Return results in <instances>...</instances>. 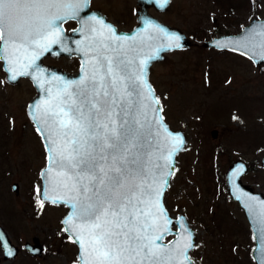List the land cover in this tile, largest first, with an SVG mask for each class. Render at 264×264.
<instances>
[{"label": "rangeland", "instance_id": "1", "mask_svg": "<svg viewBox=\"0 0 264 264\" xmlns=\"http://www.w3.org/2000/svg\"><path fill=\"white\" fill-rule=\"evenodd\" d=\"M91 7L119 29L136 24L135 0H91ZM149 13L195 43L165 53L150 69L165 121L188 138L164 194L165 205L174 217L184 213L196 231L190 252L194 264H255L253 234L240 205L227 194L225 172L242 159L248 165L242 182L264 194V64L255 66L236 53L201 43L263 18L264 0H171L165 11L150 7ZM74 25L69 21L65 26ZM51 57L55 60L46 56L43 62L76 73V57ZM35 94L28 78L8 83L0 60V224L13 242L38 238L50 250L39 262L20 254L11 264H72L77 247L61 223L67 207L40 200L47 154L27 113ZM13 182L18 192L11 189Z\"/></svg>", "mask_w": 264, "mask_h": 264}, {"label": "snow or ice", "instance_id": "2", "mask_svg": "<svg viewBox=\"0 0 264 264\" xmlns=\"http://www.w3.org/2000/svg\"><path fill=\"white\" fill-rule=\"evenodd\" d=\"M158 2L163 7L167 0ZM85 3L0 0V60L12 80L31 69L44 86V70L36 62L63 43L58 21L75 18ZM146 23L149 34L138 40L117 34L95 15L86 20L83 75L51 76L47 83L55 82V89L48 87L47 99L35 106L37 130L49 143L54 191L71 208L64 230L79 243L80 264H194L188 252L196 245L183 222L174 243H159L172 234L162 205L166 181L146 167L145 157L152 161L144 146H155L167 164L184 141L168 132L158 115L162 109L153 107L160 100L147 86L145 71L160 49L145 53L144 48L151 47L146 41L152 33H163L168 48L181 45L178 36ZM255 35L261 40L250 49L259 47L264 60V25ZM254 215L264 232V203L256 202Z\"/></svg>", "mask_w": 264, "mask_h": 264}, {"label": "water", "instance_id": "3", "mask_svg": "<svg viewBox=\"0 0 264 264\" xmlns=\"http://www.w3.org/2000/svg\"><path fill=\"white\" fill-rule=\"evenodd\" d=\"M90 2L91 0H86V3L82 7V10L76 15L75 18L69 17L63 21H58L60 29H61V35L63 37V43L60 45L53 46L52 51L50 53H45L36 62V65L44 70L43 79L45 80V84L43 87H41L40 84L32 78V76L35 75L36 73L31 69L29 70L30 75L18 76L17 79L12 80L11 73L8 71V65L6 61L2 60L4 70L7 73L6 81L8 83L15 84L19 81L21 77H28L31 80L36 90L35 96L29 101L28 106H27L28 116L34 123L36 130L38 129L39 124L37 120L38 113H37V109L35 106L40 104L45 99H47L46 89L48 87L51 86L53 87V89H55V82L49 85L47 83V80L53 75L59 76L62 80H75V79L80 78L83 75L82 65L84 63L85 57L81 50V42L84 40V23L86 20H90L93 15H95L97 18H102L103 21L107 25L115 29L117 34L125 35V36H137L138 40L140 36H147L149 34L146 22H150L154 25H157L161 29H163L164 32L171 34V35H176L179 37V42L181 45L180 48L166 47L167 40L164 38L163 33H159V34L152 33L153 38L151 40L146 41V44L151 45V47L150 48L145 47L144 48L145 53L153 52L156 49H160L159 51H155L154 57L148 61L146 71H145V81L147 83V86L152 90V93L154 97L156 98L157 96H156L155 89L153 88L149 80L151 65L155 62L162 60L164 57V54L167 52H171L176 49H184L192 45H195V43L189 40L180 29L167 25L166 23L162 22L160 19H158L157 17L149 13L150 7H153L154 9L160 12L165 11L170 5L171 0H167V3H165L163 7L160 6V3L158 2V0H136V4L139 6V9L137 10V14H138L137 24L130 31L119 30L112 22L108 20L107 16L103 14L101 11L97 9H91ZM69 20L76 21L77 26L75 28L70 29L67 32L64 27V23ZM261 25H264V18L263 19H253L247 26L243 27L238 34H235V35L226 34V35L216 36V37H213L211 40L203 41L201 45L206 48L214 47L219 50L227 49V50L242 54L250 58L254 62L255 65L261 66L262 64H264V60H261L260 55L258 54L260 52L259 47L255 48L254 52L250 49V46L252 43L258 44L259 41L261 40V37L259 35H255V33L260 30ZM47 55H51L53 57H59V56L78 57L79 62H80L78 72L73 74L61 68L43 64L42 59ZM153 107L161 108L160 104L159 106L153 105ZM158 115L162 116V111L159 112ZM162 123L167 128L169 133L180 135L184 143L180 147V150L173 154V156L171 157V160L167 164L163 159H158L159 151L155 148V146H149L145 144L144 146L145 152L150 154L152 162L149 163L148 157L146 156L144 163L146 167L152 169V171L157 174L158 178L162 177L161 182L166 181V185L164 187L163 196H162V205L164 207L166 215L171 221L170 227H171L172 234L167 235V236H172L170 241H172L173 243L175 242L176 237L180 231L181 222H183V224L191 232L193 242L195 244L196 243V232L191 228L190 224L187 221L186 216L183 213H180L177 216V218H172L167 208L165 207V204L163 201L164 193L169 185L171 175L176 167L177 156L188 145V138L184 130L171 128L169 124L165 122L164 119ZM37 132L42 138V141L44 143V147L46 150V154H47L46 166L42 169L40 173L41 182H42L40 198L46 202H51V203H53L52 201L53 199H55L56 201L55 204H61V205H65L68 207V211L65 213V215L62 218V224L64 228H66V224L63 222L71 214V208H70L69 203L62 202L64 200V197L61 196L59 192L54 191V186L50 178L51 174L49 173V169L52 168L51 161L48 159V156L50 155V153L48 152L49 143L46 141L45 137L40 134L38 130ZM211 135L213 138H216L218 135V131L216 129H213L211 131ZM261 164L262 166H264V157L261 159ZM247 170H248V165L242 159H237L233 161L229 165L225 173V183H226L229 197L232 200L238 201L240 207L243 209V212L245 214V217L250 227L252 228L253 237L255 240V245L252 250V256L255 261V264H262V261H264V253H262V249H264V232L261 231V225L259 224L257 217L254 215V211H255L256 202L264 203V194L262 192L254 191L252 187L242 182V176L247 172ZM12 190L15 192H18L17 183L12 184ZM174 225L177 227V229H173ZM66 233L74 240L72 233L68 231H66ZM0 236L4 238L2 241H0L1 245H5L2 247L4 250V258L5 259L14 258L18 253V247L12 243L7 232L4 230V228L1 225H0ZM167 236H165L163 241L159 243H162L165 246L169 245V241L166 243L164 242ZM74 242L78 247V261L80 264L79 257L81 254V248L78 242H76L75 240ZM25 247L31 254H34V255L39 254L42 248V247L40 248L38 244H32V243H26ZM192 249H190L189 252ZM9 251L12 252V255L7 254ZM189 252H188V255H189Z\"/></svg>", "mask_w": 264, "mask_h": 264}, {"label": "flooded vegetation", "instance_id": "4", "mask_svg": "<svg viewBox=\"0 0 264 264\" xmlns=\"http://www.w3.org/2000/svg\"><path fill=\"white\" fill-rule=\"evenodd\" d=\"M137 10V9H136ZM135 10V12H136ZM134 26V25H133ZM132 26V27H133ZM131 27V28H132ZM130 28V29H131ZM129 30V29H128ZM47 57H50L52 58L51 56H47ZM46 58V57H45ZM52 60H55V58H52ZM13 183H16V182H13ZM11 183V185L13 184ZM1 225V224H0ZM2 226V225H1ZM3 227V226H2ZM4 228V227H3ZM5 230V228H4ZM6 231V230H5ZM7 232V231H6ZM8 234V232H7ZM9 236V234H8ZM10 238V236H9ZM10 240L12 241V239L10 238ZM13 244H15L17 247H18V253L17 255L14 257V258H8V259H5L4 258V250L2 247H0V264H6V262H8V264H11L20 254L21 255H24L26 258L32 260V261H41V259L43 257H45L46 255H48L50 253V250L47 248V246H45L38 238H34L33 240L29 241V240H24L22 243H15L12 241ZM26 243H32V244H38L41 248V252L39 254H31L25 247V244ZM1 245V244H0ZM72 264H77V259L74 261L72 259Z\"/></svg>", "mask_w": 264, "mask_h": 264}]
</instances>
